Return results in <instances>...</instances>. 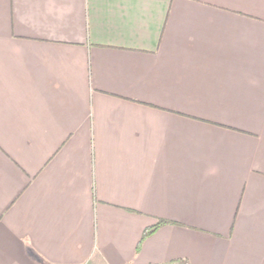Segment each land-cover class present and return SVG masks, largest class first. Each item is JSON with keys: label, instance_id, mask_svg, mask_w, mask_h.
Returning <instances> with one entry per match:
<instances>
[{"label": "crops", "instance_id": "1", "mask_svg": "<svg viewBox=\"0 0 264 264\" xmlns=\"http://www.w3.org/2000/svg\"><path fill=\"white\" fill-rule=\"evenodd\" d=\"M171 260L264 264V0H0V264Z\"/></svg>", "mask_w": 264, "mask_h": 264}, {"label": "trees", "instance_id": "2", "mask_svg": "<svg viewBox=\"0 0 264 264\" xmlns=\"http://www.w3.org/2000/svg\"><path fill=\"white\" fill-rule=\"evenodd\" d=\"M170 223L168 220L165 219H159L155 224L149 226L144 230L143 237H146L147 235L151 234L154 232L159 226ZM164 264H188L185 260H171L169 262H166Z\"/></svg>", "mask_w": 264, "mask_h": 264}]
</instances>
